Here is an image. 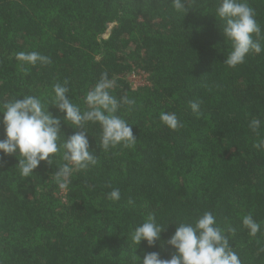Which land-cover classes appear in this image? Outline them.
Listing matches in <instances>:
<instances>
[{"label":"trees","instance_id":"obj_1","mask_svg":"<svg viewBox=\"0 0 264 264\" xmlns=\"http://www.w3.org/2000/svg\"><path fill=\"white\" fill-rule=\"evenodd\" d=\"M215 2L188 0L181 17L171 0H0V104L51 96L66 80L68 98L83 109L106 72L118 100H135L117 115L137 138L133 149L104 151L99 125H86L98 163L75 171L67 189L54 178L59 154L23 178L16 156L0 153V264H133L132 254L142 261L147 252L167 259L175 223L206 211L242 264H264V150L253 147L264 138V52L234 68L223 63L230 45ZM248 3L264 31V0ZM21 51L52 62L22 66ZM137 71L145 82L132 85ZM161 112L175 113L182 127H166ZM252 119L261 121L260 136ZM61 131L67 138L79 129L62 122ZM113 189L118 201L107 197ZM150 213L165 225L161 240L133 250L131 232ZM246 215L261 225L255 236L242 225Z\"/></svg>","mask_w":264,"mask_h":264},{"label":"clouds","instance_id":"obj_2","mask_svg":"<svg viewBox=\"0 0 264 264\" xmlns=\"http://www.w3.org/2000/svg\"><path fill=\"white\" fill-rule=\"evenodd\" d=\"M173 10L181 17L187 12L188 0H171ZM219 21V30L225 43L230 45L223 63L236 67L245 63L250 54L264 52V31L256 18V10L248 0H216L212 14ZM17 60L21 65L36 66L50 64L51 58L37 51L18 52ZM27 68L24 71L27 72ZM115 80L102 73L99 81L84 97L85 108L68 98V82H57L52 87L51 96L24 95L22 99H12L0 104V126L3 139H0V153L5 156L15 155L20 175L31 177L33 170L42 161L53 165L54 157L59 154L64 161L54 173L60 189H67L75 171L86 170L98 163V156L93 154L86 125L98 124L100 132L99 148L108 151L117 146L133 149L137 142L133 134V124L117 115L122 105H135V100L126 95L119 100L112 94ZM55 107L58 113L53 115L48 109ZM190 108L198 112L199 103L191 102ZM159 121L171 130L182 127L175 113H159ZM79 129L67 136L61 131V123ZM251 131L260 136L261 121L252 119ZM253 147L264 150V138ZM3 165L0 164V167ZM108 199L118 201L119 189L107 194ZM132 203V201H129ZM174 233L167 240V245L175 251L170 258H162L159 252H147L140 256L133 255V264H242V261L229 243L225 230L217 225L212 212L200 214L194 222L176 224ZM242 225L249 230L250 236L260 231L261 225L251 215L242 219ZM162 225L155 214H148L131 232V243L137 248L141 242L152 247L161 240ZM228 233L235 232L229 228Z\"/></svg>","mask_w":264,"mask_h":264},{"label":"rangeland","instance_id":"obj_3","mask_svg":"<svg viewBox=\"0 0 264 264\" xmlns=\"http://www.w3.org/2000/svg\"><path fill=\"white\" fill-rule=\"evenodd\" d=\"M146 75L139 74L137 72H134L133 74L129 75V80L132 85L141 84L145 82Z\"/></svg>","mask_w":264,"mask_h":264},{"label":"built area","instance_id":"obj_4","mask_svg":"<svg viewBox=\"0 0 264 264\" xmlns=\"http://www.w3.org/2000/svg\"><path fill=\"white\" fill-rule=\"evenodd\" d=\"M137 73H139V74H142V75H144L145 76V74L144 73H141V72H139V71H137ZM133 75H134V73H132Z\"/></svg>","mask_w":264,"mask_h":264}]
</instances>
